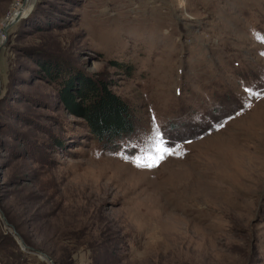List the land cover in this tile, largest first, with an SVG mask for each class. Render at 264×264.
<instances>
[{"label": "rangeland", "instance_id": "obj_1", "mask_svg": "<svg viewBox=\"0 0 264 264\" xmlns=\"http://www.w3.org/2000/svg\"><path fill=\"white\" fill-rule=\"evenodd\" d=\"M47 62L130 105L119 151ZM245 88L264 93V0H0V264H264V95ZM153 117L186 154L141 169L120 153L144 158Z\"/></svg>", "mask_w": 264, "mask_h": 264}, {"label": "trees", "instance_id": "obj_2", "mask_svg": "<svg viewBox=\"0 0 264 264\" xmlns=\"http://www.w3.org/2000/svg\"><path fill=\"white\" fill-rule=\"evenodd\" d=\"M41 65L43 71L60 85L61 102L71 114L82 119L87 131L96 142L101 144L103 150L119 151L121 142L136 133L137 121L132 108L115 94L107 83L81 76L76 79L67 78L53 63H41ZM5 238L0 236V252H3V247H10V244L7 246L5 243ZM22 238L29 245L27 239L23 236ZM11 245L15 251L18 250L15 243L11 242ZM21 256H16L12 252L4 259L19 260Z\"/></svg>", "mask_w": 264, "mask_h": 264}, {"label": "snow or ice", "instance_id": "obj_3", "mask_svg": "<svg viewBox=\"0 0 264 264\" xmlns=\"http://www.w3.org/2000/svg\"><path fill=\"white\" fill-rule=\"evenodd\" d=\"M245 92L251 95L260 96L264 95L261 92H255L251 88H245ZM239 115V113H237ZM231 119V117L229 118ZM225 121L218 122L216 128L222 129L225 126ZM153 125L154 127L151 129V133L148 134V140L152 142L153 147L145 153L144 158H133L128 156L126 153H120L122 158L129 159L130 161L134 162L135 165L141 169L147 170H154L163 165L167 161L168 158L176 157V158H183L186 154L185 152L175 151L168 147H161L158 145V141L163 138L164 134L160 131L159 125L156 124V118L153 117ZM154 134V135H153ZM186 143H191V141H186Z\"/></svg>", "mask_w": 264, "mask_h": 264}, {"label": "water", "instance_id": "obj_4", "mask_svg": "<svg viewBox=\"0 0 264 264\" xmlns=\"http://www.w3.org/2000/svg\"><path fill=\"white\" fill-rule=\"evenodd\" d=\"M22 19V16L20 15V14H18L17 16H15V18H13L10 22H8L7 24H6V26H5V28H4V33H8V31L14 26V25H16L18 22H20V20ZM0 92H1V90H0ZM9 226V228L10 229H12L15 233H16V231H15V228L13 227V226H11V225H8ZM22 245H23V247L25 248V249H28V247H26L24 244H23V242H22ZM30 254H36V255H39L41 258H43V257H45V258H47V260H49V262L51 263V264H54V261L50 258V257H47L46 255H44V254H42V253H40V252H38V251H35V250H31L30 249V251H28Z\"/></svg>", "mask_w": 264, "mask_h": 264}, {"label": "built area", "instance_id": "obj_5", "mask_svg": "<svg viewBox=\"0 0 264 264\" xmlns=\"http://www.w3.org/2000/svg\"><path fill=\"white\" fill-rule=\"evenodd\" d=\"M17 8H18V7H17ZM14 11H15V10H14ZM14 11H13V12H14ZM13 12H11V13L9 14L8 18L6 19V20H7V23L10 22V21L13 19V17H12ZM14 18H15V17H14ZM7 23H6V24H7Z\"/></svg>", "mask_w": 264, "mask_h": 264}, {"label": "bare ground", "instance_id": "obj_6", "mask_svg": "<svg viewBox=\"0 0 264 264\" xmlns=\"http://www.w3.org/2000/svg\"><path fill=\"white\" fill-rule=\"evenodd\" d=\"M263 131V130H262ZM263 134V133H262Z\"/></svg>", "mask_w": 264, "mask_h": 264}]
</instances>
